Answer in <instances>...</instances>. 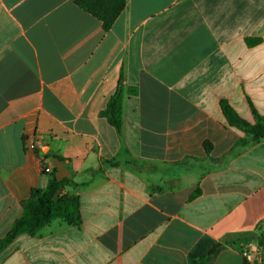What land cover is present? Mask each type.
I'll list each match as a JSON object with an SVG mask.
<instances>
[{
    "label": "crops",
    "instance_id": "1",
    "mask_svg": "<svg viewBox=\"0 0 264 264\" xmlns=\"http://www.w3.org/2000/svg\"><path fill=\"white\" fill-rule=\"evenodd\" d=\"M121 76L119 135L100 113ZM223 100L264 116V0H127L108 31L75 0H0V240L53 176L81 219L18 235L0 264H193L205 239L204 264L244 245L264 264L257 240L223 242L264 236V139Z\"/></svg>",
    "mask_w": 264,
    "mask_h": 264
},
{
    "label": "trees",
    "instance_id": "2",
    "mask_svg": "<svg viewBox=\"0 0 264 264\" xmlns=\"http://www.w3.org/2000/svg\"><path fill=\"white\" fill-rule=\"evenodd\" d=\"M75 4L101 21L103 28L108 31L125 10L127 0H75ZM250 43L255 44L257 40H251ZM126 93L134 94L135 90L127 88L124 78L121 76L114 94L108 100L106 108L100 113V116L105 118L119 135L123 128V104ZM221 108L229 126L245 132L249 142L256 143L264 139V116L259 114L256 109L252 108L255 123L250 124L227 101H221ZM247 141L242 139L240 143L246 144ZM73 185L77 186L73 179L58 180L53 176L46 189H33L30 199L24 203L23 215L14 222L7 236L0 240V250L8 246L18 235L36 234L56 219H62L69 224H79L81 219L77 198L63 194L64 189ZM199 194L200 190H197L191 199L196 198ZM237 236L255 239L261 246L264 244V236L256 232L242 235L229 234L223 238V242L229 243ZM218 244L210 239L200 242L190 253L191 262L193 264L209 262L210 252ZM242 264L252 263L243 258Z\"/></svg>",
    "mask_w": 264,
    "mask_h": 264
},
{
    "label": "built area",
    "instance_id": "3",
    "mask_svg": "<svg viewBox=\"0 0 264 264\" xmlns=\"http://www.w3.org/2000/svg\"><path fill=\"white\" fill-rule=\"evenodd\" d=\"M44 171L45 172H49V169L45 168ZM249 248L248 249H243L241 251V254H242L243 258H245L247 261H249L252 264H261V259H260L259 255L255 254V250L252 247L250 249Z\"/></svg>",
    "mask_w": 264,
    "mask_h": 264
},
{
    "label": "rangeland",
    "instance_id": "4",
    "mask_svg": "<svg viewBox=\"0 0 264 264\" xmlns=\"http://www.w3.org/2000/svg\"><path fill=\"white\" fill-rule=\"evenodd\" d=\"M249 247H250V246H248V245H244V246L242 247V250H243V249H248ZM250 248H251V247H250ZM250 248H249V249H250ZM240 252H241V251H240ZM241 255H242V254H241Z\"/></svg>",
    "mask_w": 264,
    "mask_h": 264
}]
</instances>
